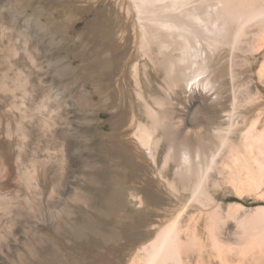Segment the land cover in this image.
Masks as SVG:
<instances>
[{
	"label": "rangeland",
	"instance_id": "rangeland-1",
	"mask_svg": "<svg viewBox=\"0 0 264 264\" xmlns=\"http://www.w3.org/2000/svg\"><path fill=\"white\" fill-rule=\"evenodd\" d=\"M57 2L0 0V264H128L139 248L155 237L160 220L171 218L189 193H184L181 199L173 195L158 174L162 157L158 167L138 148L131 130L123 132L134 111L145 120L132 75L135 61L140 59L133 19L120 10L116 0ZM88 5L101 11L99 19H106L110 29L109 44L98 52L107 60L104 69L114 64L110 60L112 47L126 48L112 84L91 81L86 85L88 94L95 95V108L89 107L81 93L83 82L76 83L78 64L71 65L70 74L60 71L63 60L68 62L62 51L65 41L72 44L83 40L95 18L83 16L84 7L91 9ZM39 15L47 17L50 28L59 34L51 42L47 26L43 32L38 30ZM124 33L126 41L122 37ZM15 45L17 52L13 51ZM36 45L42 47L45 57L41 80L34 65ZM86 45L84 40L80 48ZM225 46L228 47L224 44L219 49L223 54L218 79L223 95L220 104L229 109L230 87L235 84L239 103L243 104L247 93L253 92L255 98L249 108L254 111L264 101V79H260L258 72L264 63V47L255 57L250 55L252 65L236 57L232 79L226 62L231 54L228 55L230 50ZM149 73L150 80L141 70L145 93L161 94L159 86L165 83L164 72L150 68ZM118 82L124 93L120 104L124 111L119 108L120 112L113 115L115 107L107 106V102L112 100ZM50 88L58 109L61 107L53 132L46 123L47 110H37V104L44 98L47 109ZM182 99L176 118L183 114L184 106L190 108L195 122L202 120L200 124H206L205 111L216 118L215 108L196 109L190 106V97ZM100 110L102 114L98 115ZM250 111L245 114L247 123L256 117L255 111ZM123 117L118 131L115 127ZM263 117L264 113L261 124ZM238 119L243 124L244 118ZM232 136L238 138L236 133ZM118 148L125 152L124 158L117 153ZM164 152L165 148L161 153ZM100 170L107 174L101 179ZM173 170L174 166L170 165L164 173L172 178ZM223 183L218 191L223 206L236 201L247 207L264 205V198H240L231 186ZM131 192L138 193L143 203L134 199ZM227 195L232 197L224 199ZM193 209L191 213L197 211ZM226 223L224 235L232 242L236 239V223L233 219ZM201 234L205 235V231ZM251 258L247 257L241 264L251 261L264 264V255Z\"/></svg>",
	"mask_w": 264,
	"mask_h": 264
},
{
	"label": "bare ground",
	"instance_id": "bare-ground-1",
	"mask_svg": "<svg viewBox=\"0 0 264 264\" xmlns=\"http://www.w3.org/2000/svg\"><path fill=\"white\" fill-rule=\"evenodd\" d=\"M38 1L47 4L51 0ZM116 1L120 10L133 19L135 47L140 59L135 61L132 75L136 97L145 115V120H142L134 111L123 132L131 130L138 148L158 167L162 157L158 174L173 195L181 199L184 193H189L171 218L160 220L155 237L142 245L128 264H241L249 256L256 259L264 255V205L247 207L236 201L225 207L218 200L223 182V185L231 186L240 198H264V117L262 124L260 119L264 113V101L254 110L255 119L247 123L245 114L250 110L254 112L249 108L255 98L253 92L246 91L248 97L242 104L238 102L235 84L232 85L231 105L225 110L220 104L223 95L218 82L221 76L219 68L223 64V54L219 53L222 45H228L230 50L228 55L231 57L226 62L232 79L236 57L246 65H252L250 55L254 56L263 49L264 0ZM82 12L83 16L93 15L95 18L83 40L81 38L72 44L65 41L62 51L68 62L63 60L60 71L70 74L71 65L78 64L76 83L83 82L81 93L89 107L95 108V95L88 94L86 85L91 81L112 84L126 48L117 50L112 47L110 60L114 64L104 69L107 60L98 52L109 44L108 22L99 19L101 11L99 13L95 6L91 9L84 7ZM36 24L40 32L47 26L50 42L59 36L50 28L47 17L37 16ZM122 37L126 41L125 33ZM84 40L87 45L81 49ZM34 47V65L41 80L44 51L40 45ZM13 51L17 52L16 45ZM150 68L164 72L165 83L159 86L161 94L145 93L141 70L150 80ZM258 72L260 79H264V63ZM118 85L112 100L107 102V106L115 107L113 115L120 112L119 108L124 111V107H120L124 93L122 85ZM185 97H190V106L194 105L196 109L215 108L216 118H211L205 111L206 124H200V119L195 122L188 106H184L183 114L176 118L177 107L182 105L180 100ZM47 98V109L44 98L37 104V110H47L46 123L49 131L53 132L61 107H57L52 88ZM101 114L100 110L98 115ZM238 117L244 118L243 124L241 121L239 124ZM123 122L124 117L115 127L118 131ZM225 123L227 126H223ZM234 133L238 138L232 136ZM163 148L165 152L161 153ZM118 150L117 153L124 158L125 152L122 148ZM170 165L174 166L172 178L164 173ZM104 175H107L104 170L98 172L100 179ZM131 195L143 203L138 193L131 192ZM231 197L227 195L224 199ZM193 208L197 211L191 213ZM228 219L236 223L233 243L224 235ZM203 230L205 235L202 236ZM249 264L258 263L251 261Z\"/></svg>",
	"mask_w": 264,
	"mask_h": 264
}]
</instances>
